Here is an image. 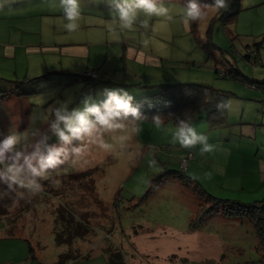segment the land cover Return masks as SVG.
<instances>
[{
    "label": "rangeland",
    "instance_id": "374dc122",
    "mask_svg": "<svg viewBox=\"0 0 264 264\" xmlns=\"http://www.w3.org/2000/svg\"><path fill=\"white\" fill-rule=\"evenodd\" d=\"M188 2L157 0L174 11ZM198 2L206 5V15L194 22L195 27L192 23L186 29L179 16L172 21L153 18L154 31L145 32L112 24L117 0H79L80 26L68 33L59 0H0V139L19 133L22 140L17 150L30 153L33 149L26 146L35 143L38 137L31 133L39 129L51 136L50 144L66 150L63 163L40 178L39 193L10 191L0 183V221H8L13 232L25 233L34 249L42 245L43 259L57 255L49 249L66 251L72 242L68 251L81 254L75 264H113L116 259L110 254L117 252L125 264H200L206 235H212L207 245L215 262L206 264H258L244 263L258 258L251 220L220 211L194 224L210 202L202 201L194 185L184 182L188 177L200 181L211 187L210 191L204 188L212 195L231 202L264 200L259 174L242 177V163L233 152L234 148L244 151L240 145L249 142L264 148V91L250 84L264 82V0H243L236 20L226 24L218 19L212 3ZM143 39H149L147 47ZM131 45L159 62L148 59L142 66L124 62L123 47ZM75 46L85 47L89 55H73L81 52ZM93 70L105 74L102 81L92 84L78 77ZM135 71L154 82H146L151 86L131 97L156 93L163 83L202 84L227 94L226 125L212 128L205 110L189 123L215 145L212 152L201 153L199 145L191 150L174 144L172 132L177 125L166 123L157 129L149 120L123 121L128 125L125 129L102 132L98 140L111 144L109 149L86 134L72 137L68 144L52 135L49 125L54 116L49 109L61 103H67L69 111L96 106L108 97L106 90L128 84L121 81L120 73ZM45 115H49L47 121ZM133 127L139 131L133 132ZM121 135L128 137L123 146L118 140ZM76 147L84 149L79 157L72 153ZM189 153L193 158L184 165ZM152 159L157 163L150 168ZM169 170L180 172L176 176L184 179L168 175L142 200L154 179ZM80 172L89 176H72ZM60 211L77 225L83 224L75 217L83 220L88 232H76L82 237L73 238L75 232H63L65 237L57 242V229L63 226L57 219ZM189 234L194 238L189 240ZM187 249L202 253L199 260L187 259Z\"/></svg>",
    "mask_w": 264,
    "mask_h": 264
},
{
    "label": "clouds",
    "instance_id": "9594fccd",
    "mask_svg": "<svg viewBox=\"0 0 264 264\" xmlns=\"http://www.w3.org/2000/svg\"><path fill=\"white\" fill-rule=\"evenodd\" d=\"M59 7L63 13L64 30L68 33L76 32L82 15L79 0H59ZM212 7L217 10L225 9L227 0H213ZM205 9L206 5L202 6L198 0H189L185 7L175 11L163 3H157V0H117L115 9L111 12V22L121 30L131 31L139 27L148 32L149 30L154 31L151 23L153 18L172 21L179 16L187 29L193 22H198L205 17ZM141 13L144 16L143 19L140 18ZM142 44L147 47L149 39H143ZM106 93L108 96L104 105L106 113L95 105L87 106L83 111H69L67 103H61L58 107L49 109V115L54 116L49 125L52 135L68 144L72 137L82 138L86 134L89 138H93L94 142H98L101 148H111V144L105 143L102 139L98 140L100 134L125 129L128 125L123 122L124 119L131 117L133 120H138L140 112L132 106V97L127 92L117 89L106 90ZM85 103L87 104L88 101ZM227 106L228 104L219 105V107ZM49 115H45L43 119L47 121ZM93 116L94 120L90 118ZM154 125L157 129L162 128L163 122L160 117L154 118ZM132 131L138 132L139 128L133 127ZM31 135L38 139L35 143L26 146L33 149L30 153L17 150L22 140V135L19 133H12L0 139V183L7 185L10 191L19 188L28 193H39L41 191L40 178L44 177L45 171L56 169L63 163L62 155L66 150L50 144L51 136L39 129L33 131ZM27 136V132L23 133L24 138ZM127 139L128 137L124 135L118 137L121 146ZM172 142L178 143L185 149L199 145L201 153H210L215 148V145L209 143L206 135L198 133L196 128L186 121L178 123L172 132ZM83 151V147L72 149L76 157H79ZM9 153L12 155L9 156ZM9 160L11 163L7 162ZM37 163L39 167L36 166ZM156 163L155 159L149 160L148 166L155 167Z\"/></svg>",
    "mask_w": 264,
    "mask_h": 264
},
{
    "label": "trees",
    "instance_id": "16d2710c",
    "mask_svg": "<svg viewBox=\"0 0 264 264\" xmlns=\"http://www.w3.org/2000/svg\"><path fill=\"white\" fill-rule=\"evenodd\" d=\"M202 2L211 4L213 3V0H202ZM241 9L242 0H227V7L225 9L218 10V19H220L224 24L230 21H234L241 12ZM192 25L193 27L196 26L194 22ZM91 73L97 74L98 77L92 78L90 76H86V73L78 77L80 79L90 81V83L93 84L97 81H102L105 76L104 73L98 70H93ZM250 84L253 85L255 88L262 90L264 82L260 83L253 81ZM139 85H142V83H140ZM107 99L108 97L101 99L100 102L96 105L99 106L101 108V111L104 113H106L107 111L104 108ZM131 104L134 108H137L139 110L140 118L138 120H133L131 117H128L125 118L124 121H154V118L158 116L162 120L163 124L173 123L178 126V123L180 121H186L190 123L197 115H199L203 110H205L208 113V122L212 128H217L219 126L226 125L227 123L226 107H219V105L228 104L227 94L222 91L211 89L202 84L163 83L159 86V91L156 93L143 97H132ZM91 119L94 120L95 117L93 116L91 117ZM189 154L192 155V153ZM165 173H167V175H160L154 179V183L150 186L151 189L147 191L142 200L146 199L149 194H152L151 192L155 188L156 184L162 182V180L165 179L168 175H173L177 177V173L181 174L177 171L173 173V170H169ZM73 175L79 176L81 178H87L89 176V174L85 172L72 174V176ZM177 178L181 180L184 179L181 176ZM188 178L190 180H187L184 183L187 182V184L191 187L192 185H194V191L196 195L202 201L207 199V201L210 202L209 208L204 209L203 212H201V214H199L198 217L193 221V223L196 224L200 220H202L203 217H206L207 215H210L214 212L220 211H222L224 215L226 214L229 216L238 217L240 219L246 218L251 220L255 228V235L257 239L256 251L261 254L262 258L264 259V200L256 201L251 204H242L237 201L231 202L229 200L221 199L212 195L210 192L207 191V189H205L204 187L202 188V185L200 183H197L194 179L190 177ZM63 215L64 212L60 211L57 213V219L63 221V226L57 229V232L59 234L57 242H60V236L62 239L65 237L63 232H75L74 234H72L73 236H71V238H73L74 236L82 237V235L78 233L76 234V232H88V228L84 224L83 220L75 217L77 222L83 224L82 226H80L73 223L70 219H68V217L65 218ZM6 222L8 223V221ZM194 227L195 226L193 225V228ZM65 242L67 243V241ZM70 245H72V242H68L67 250L63 251L59 255L58 259L63 260L64 262H70L80 258L78 256L81 255L80 253H78V255H72L68 251L71 248ZM33 254L34 250H31V255ZM110 255L113 256L114 259H116L113 264H125L124 256L121 253L117 252L112 253Z\"/></svg>",
    "mask_w": 264,
    "mask_h": 264
},
{
    "label": "crops",
    "instance_id": "0c3cea01",
    "mask_svg": "<svg viewBox=\"0 0 264 264\" xmlns=\"http://www.w3.org/2000/svg\"><path fill=\"white\" fill-rule=\"evenodd\" d=\"M75 48L80 49L81 52L72 53L73 55L75 56L76 55H79V56L89 55V50L86 49L85 47L75 46ZM121 57L124 62L125 61L134 62L135 66L136 65L142 66V63H146L148 59L154 60L148 54H146L145 51L133 45L124 46ZM154 62L157 63L159 61L155 59ZM119 78L121 79L122 82H128V84H124L123 86H120V87H124L121 89L124 92H127L128 94L141 93L143 90L151 86L149 85V83L146 84V82H149V81H152V83L154 82L150 77H147L145 73H142L140 75L136 71L135 73L124 72V76L122 73H120ZM140 83H144L147 86L144 88H141V85H139ZM113 87H116V86H113ZM111 90H113V88ZM261 122L262 123L264 122V118L261 119ZM250 132H251L250 129L246 131L248 135L250 134ZM239 136H243V134L241 133L239 134ZM233 137H234V134H233ZM234 144H236V142H234ZM241 146H244L246 149L244 151H241L239 149L234 148L233 152L238 153V156H237L238 158L236 159H239L242 163V166H241L242 177L243 175H246V174L254 175L255 173H257L259 174L258 179H259L260 184H263L264 183V148L259 149V146L253 144L252 142L251 143L249 142V144L244 143L243 145H240V147ZM194 148L195 147H193V149ZM254 163H257V164H254ZM243 181L244 180L242 178V183ZM202 184L201 185L203 187L207 188L209 191L211 190V187L205 185L204 183ZM233 185L234 183H232V181L229 180L228 186L232 187ZM9 225L10 224H8L7 222L0 221V264H75L76 263L75 261L64 262L63 260L58 259L59 254H61L63 251L54 250V249H49V251H55L57 255L54 256V253H53V257L51 260L43 259L41 254H45V251L40 250L39 252V249L40 248L42 249L43 246L40 245L38 250L34 249L31 243V240L28 238V236L24 235L25 233L21 234L18 232H13ZM193 231L196 232V230H193ZM187 238L191 240L192 238H194V236L189 234ZM206 238H207V241L205 242L206 244L205 254L202 256V259L200 260V264H206L211 261L215 262L214 259L211 258L208 254V245H207V243L210 241L209 238H213V236L206 235ZM256 245L254 248L255 251H256ZM200 249L203 251L204 249L203 246L200 247ZM31 250H34L33 255H31ZM201 254L202 253L197 251V249H194V250L187 249V259H189L191 262L198 261ZM257 254H258L257 259H254V258L249 259V260L244 261V263L251 262V263L264 264V259L262 258L261 254H259L258 252ZM207 257H210L212 260H208ZM216 258L217 259L215 260H219V257L216 256Z\"/></svg>",
    "mask_w": 264,
    "mask_h": 264
},
{
    "label": "built area",
    "instance_id": "2783aa9c",
    "mask_svg": "<svg viewBox=\"0 0 264 264\" xmlns=\"http://www.w3.org/2000/svg\"><path fill=\"white\" fill-rule=\"evenodd\" d=\"M85 75L86 76H90L92 78H97L98 77V75L95 74V73H86ZM252 87H254V86L252 85ZM262 90H264V85H263V89ZM191 159H192V155L188 154L187 159L183 161L184 165H186L189 162V160H191Z\"/></svg>",
    "mask_w": 264,
    "mask_h": 264
}]
</instances>
